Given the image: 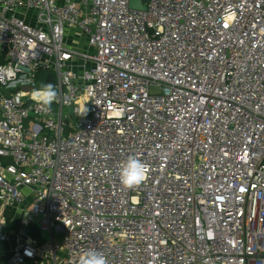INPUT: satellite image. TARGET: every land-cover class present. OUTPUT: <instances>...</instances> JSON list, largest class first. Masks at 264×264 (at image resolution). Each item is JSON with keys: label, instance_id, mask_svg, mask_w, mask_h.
I'll list each match as a JSON object with an SVG mask.
<instances>
[{"label": "built area", "instance_id": "built-area-1", "mask_svg": "<svg viewBox=\"0 0 264 264\" xmlns=\"http://www.w3.org/2000/svg\"><path fill=\"white\" fill-rule=\"evenodd\" d=\"M131 1L0 0L1 264H264V0Z\"/></svg>", "mask_w": 264, "mask_h": 264}, {"label": "clouds", "instance_id": "clouds-1", "mask_svg": "<svg viewBox=\"0 0 264 264\" xmlns=\"http://www.w3.org/2000/svg\"><path fill=\"white\" fill-rule=\"evenodd\" d=\"M57 97L58 91L55 86L48 83L36 91L34 99L42 109L50 110ZM84 111L88 112V108L86 107ZM149 173L150 168L146 162L136 155H130L120 163L117 174L121 185L132 190L146 182ZM79 264H108V260L101 252L89 249L82 253Z\"/></svg>", "mask_w": 264, "mask_h": 264}, {"label": "trees", "instance_id": "trees-1", "mask_svg": "<svg viewBox=\"0 0 264 264\" xmlns=\"http://www.w3.org/2000/svg\"><path fill=\"white\" fill-rule=\"evenodd\" d=\"M56 81H57L56 77H55V75L52 72L41 71L38 74L37 82H38L39 88H41L43 85L48 84V83H51V84L55 85Z\"/></svg>", "mask_w": 264, "mask_h": 264}, {"label": "rangeland", "instance_id": "rangeland-1", "mask_svg": "<svg viewBox=\"0 0 264 264\" xmlns=\"http://www.w3.org/2000/svg\"><path fill=\"white\" fill-rule=\"evenodd\" d=\"M74 36L72 33L69 34V39L71 40ZM75 49L79 51H85L89 52V48H87V40L84 37H81L80 40H78L77 43L71 44ZM85 48V49H84ZM88 67H91V63L87 65Z\"/></svg>", "mask_w": 264, "mask_h": 264}, {"label": "water", "instance_id": "water-1", "mask_svg": "<svg viewBox=\"0 0 264 264\" xmlns=\"http://www.w3.org/2000/svg\"><path fill=\"white\" fill-rule=\"evenodd\" d=\"M131 8L133 10H145V7L142 5V3L139 0H132Z\"/></svg>", "mask_w": 264, "mask_h": 264}, {"label": "crops", "instance_id": "crops-1", "mask_svg": "<svg viewBox=\"0 0 264 264\" xmlns=\"http://www.w3.org/2000/svg\"><path fill=\"white\" fill-rule=\"evenodd\" d=\"M10 248H11V245H8V244L1 246V250L4 251V252L9 250ZM3 261H5L4 255H1L0 256V264L3 263Z\"/></svg>", "mask_w": 264, "mask_h": 264}]
</instances>
